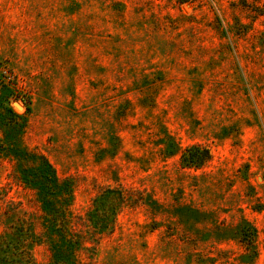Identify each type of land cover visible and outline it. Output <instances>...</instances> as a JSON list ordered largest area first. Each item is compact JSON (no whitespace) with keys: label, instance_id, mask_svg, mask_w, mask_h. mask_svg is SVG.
Instances as JSON below:
<instances>
[{"label":"rangeland","instance_id":"rangeland-1","mask_svg":"<svg viewBox=\"0 0 264 264\" xmlns=\"http://www.w3.org/2000/svg\"><path fill=\"white\" fill-rule=\"evenodd\" d=\"M31 150L72 184V228L124 198L82 264H264V0H0V240L23 228L46 263L13 175Z\"/></svg>","mask_w":264,"mask_h":264},{"label":"trees","instance_id":"trees-1","mask_svg":"<svg viewBox=\"0 0 264 264\" xmlns=\"http://www.w3.org/2000/svg\"><path fill=\"white\" fill-rule=\"evenodd\" d=\"M5 113L16 114L10 107H3ZM209 148L201 144H193L182 153V162L190 166H202L211 158ZM14 159L13 175L19 182L35 191L36 199L43 213L46 239L51 250L50 261H37L27 248L26 239L21 231H16L18 241L0 240V264H82L78 255L83 249H93L95 238L106 233L114 224L116 206L110 199L115 196L117 201L123 202L121 193L116 189L107 188L94 200L95 210L89 214V220L94 230L90 233L72 228L69 205L72 197V184L62 180L52 163L44 154L36 151L22 152ZM118 203V204H119ZM106 204L103 208L102 205ZM104 209V210H102ZM112 209V211H111ZM113 215V216H112ZM29 234H31L29 232ZM93 246L86 247V242ZM23 245V249L20 247Z\"/></svg>","mask_w":264,"mask_h":264},{"label":"water","instance_id":"water-1","mask_svg":"<svg viewBox=\"0 0 264 264\" xmlns=\"http://www.w3.org/2000/svg\"><path fill=\"white\" fill-rule=\"evenodd\" d=\"M16 105H17L18 107H20V105H19L18 103H16Z\"/></svg>","mask_w":264,"mask_h":264}]
</instances>
